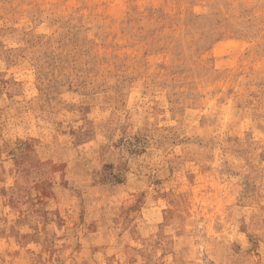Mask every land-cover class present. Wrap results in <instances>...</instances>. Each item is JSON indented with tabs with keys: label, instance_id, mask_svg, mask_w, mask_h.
Listing matches in <instances>:
<instances>
[{
	"label": "rangeland",
	"instance_id": "obj_1",
	"mask_svg": "<svg viewBox=\"0 0 264 264\" xmlns=\"http://www.w3.org/2000/svg\"><path fill=\"white\" fill-rule=\"evenodd\" d=\"M0 264H264V0H0Z\"/></svg>",
	"mask_w": 264,
	"mask_h": 264
}]
</instances>
